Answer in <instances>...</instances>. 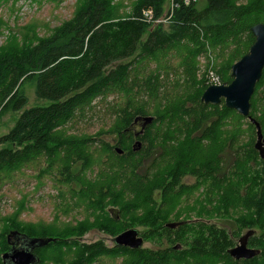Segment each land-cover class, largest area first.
Masks as SVG:
<instances>
[{
  "label": "trees",
  "instance_id": "obj_1",
  "mask_svg": "<svg viewBox=\"0 0 264 264\" xmlns=\"http://www.w3.org/2000/svg\"><path fill=\"white\" fill-rule=\"evenodd\" d=\"M168 1L133 0L131 10L118 17L112 0H80L74 15L62 22L52 36L20 51L0 53V106L19 111L10 130L0 136V170L11 174L37 156L51 159L61 153L63 171L69 179L76 180L78 170L71 167L76 162H80V170L89 165L87 149L94 139L67 134L64 127L87 109L95 108L94 103H101L108 94L123 95L107 130L117 135L115 146L123 152L117 153L105 141L100 143L119 168L111 185L107 184L100 193L102 203L109 198L112 202L124 200L125 207L148 206L149 212L156 214L150 222L152 236L168 244L156 248L108 247L101 241L79 242L71 233L57 237L33 235L18 226L23 231L14 230L28 237L53 238L34 249L39 257L37 264L44 259L54 264H94L102 255L122 256L123 264H249L263 257L264 232L256 236L253 231L247 239L250 247L260 250L258 255L235 259L227 251L236 244L243 215L251 217L250 224L264 217V158L259 157L260 168L250 166L259 155L253 142L255 126L249 123V139L238 148L242 156L233 161L232 170L222 171L220 126L231 115L236 119L247 117L226 107L223 101L206 104L200 100L208 85L206 74H198L197 59L203 58L223 83L230 82L232 63L254 40L250 27L264 23V0H199V4L197 0L188 5L176 0L178 5L172 11L165 4ZM145 11H151L156 18L171 12L172 16L163 26L146 22ZM177 48L185 51L178 66H169L174 76L156 67L144 70V64ZM24 79L34 82L36 98L47 104L25 106L27 97L19 88ZM263 85L264 68L250 97L249 110L264 136ZM170 87H174L172 93L168 91ZM154 101L157 104H152ZM144 115L154 118L135 135L134 118ZM236 138L230 134L225 147L232 146ZM137 139L141 146L134 151L132 144ZM154 150L158 154L152 156L149 168L137 171ZM211 151L212 157L207 158ZM186 173L197 177L195 185L187 186L181 181ZM202 184L205 189L196 217L204 215L207 202L216 215L238 217L229 219L235 224L231 232L203 221L187 222L190 218L174 227L167 226L168 221L159 223L173 213L179 217L182 212L177 203L173 206L174 198ZM131 198L135 201L129 202ZM98 208L104 209L102 204ZM7 233L6 250L10 248ZM140 235L149 236L147 231ZM63 246L75 248L71 260L65 261ZM47 248H51V254L46 253ZM38 249H42L41 256Z\"/></svg>",
  "mask_w": 264,
  "mask_h": 264
},
{
  "label": "rangeland",
  "instance_id": "obj_2",
  "mask_svg": "<svg viewBox=\"0 0 264 264\" xmlns=\"http://www.w3.org/2000/svg\"><path fill=\"white\" fill-rule=\"evenodd\" d=\"M112 1L116 4L118 17H124L131 10L133 0ZM238 2H244V0H238ZM80 3V0H0V53L13 49L20 51L35 45L43 38L52 36L62 22L74 15ZM167 3H165L166 6H168ZM156 23L167 26L169 21L161 20ZM184 51L185 49L177 48L166 54H161L157 59L150 60L147 65L144 64V70L156 67V69L166 70L169 75L174 76L173 68L169 66H178ZM197 60L199 63V73L198 71L197 73L206 74L207 63L199 56ZM217 61L219 60L215 59L214 62L217 63ZM206 84L208 85L207 81ZM19 88L20 92L27 97L25 106L48 103L36 98L32 80H22ZM173 88L170 87L169 93H172ZM261 90H264V85ZM121 99L123 101V95L116 97L115 94H108L101 103H94L95 108L87 109L80 117L71 121L69 126L64 127L67 134H75L78 137L90 136L94 139L87 149L90 152L89 165L80 170V162H76L71 167L72 170H78L76 180L69 179L63 171L64 158L61 153H56L51 159L37 156L15 169L11 174L0 170V264H2L1 254L7 249L4 245L5 234L14 229L23 231L18 226L25 227L33 232V235L57 237L71 233V237L79 242L89 244L101 241L108 247L114 245L112 239L119 232L127 228H136L140 234L147 231L149 235L143 238L142 247L168 246L165 240L161 238L159 240L157 236H152L153 226L150 225V222L154 221L156 214H151L148 206L138 204L125 207L123 206L124 200L112 202L109 198L108 202L102 203L103 195L100 193L105 191L104 187L107 184L111 185L119 168L114 162L113 156L109 155L110 152L104 149L100 143L105 141L115 147L117 135L107 133V130L114 119L113 110L120 106ZM152 104L157 103L154 101ZM18 114L19 111H15L11 107L1 109L0 106V136L10 130ZM249 123L251 122L247 118L236 119L234 115H231L225 124L220 126L218 137L223 146L220 155L224 158L222 171L229 173L232 170L233 161L237 162L238 157L242 156L240 155L241 150L238 148L241 147L242 142L246 143L249 139L247 137ZM133 127L135 131H139L140 123ZM99 131H102V134H99ZM230 134L237 135V138L232 146L225 147L226 139ZM253 142H255V138ZM157 154L158 152L154 150L151 155L145 157L137 171L147 170L152 156ZM212 154L213 151L206 157H212ZM259 160L258 155L254 161L250 162V166L255 169L260 168ZM196 179L194 174L186 173L182 176L181 181L187 186H193ZM204 189L205 184H202L189 189L181 197L174 198L173 206L177 203L178 210L182 212L181 215L177 217L173 213L164 217L165 219L159 223L197 218L196 210L201 208ZM155 196L159 197L158 193ZM133 201L135 199L131 198L129 202ZM100 204L104 209H97ZM204 205L208 209L204 210L202 212L204 215L200 217H225V219L231 220L236 217L229 214L216 215L210 204L205 202ZM121 207H124V210H121ZM231 220L222 221L226 225L224 228L228 231L232 230L233 222ZM249 221H251V217L242 216V224H239L241 232H238L237 236L250 228L253 229L256 236L264 232V217L258 221L255 220L254 224H250ZM50 249L45 250L47 254H51ZM74 249L73 246L71 249L67 246L61 248L65 254V261L72 259ZM36 252L39 256L42 255V249H38ZM52 256H56V252H53ZM262 256L249 264H264V253ZM41 264L54 263L44 259ZM94 264H123L122 256L102 255Z\"/></svg>",
  "mask_w": 264,
  "mask_h": 264
},
{
  "label": "water",
  "instance_id": "obj_3",
  "mask_svg": "<svg viewBox=\"0 0 264 264\" xmlns=\"http://www.w3.org/2000/svg\"><path fill=\"white\" fill-rule=\"evenodd\" d=\"M254 37L247 51L230 67L231 81L228 83L209 84L202 92L200 100L206 104H219L223 101L228 108L234 109L240 115L245 116L255 126L256 138L254 147L259 153L260 158H264V136L259 122L250 115V97L254 91L256 82L260 79L264 68V24L256 23L250 27ZM152 115L136 116L134 123L140 122V130L135 135L140 134L144 127L152 122ZM141 146L140 140H135L132 144V150H137ZM117 153H122L123 149L115 146ZM229 219L222 218H200L187 219L188 222L203 221L207 224H216L219 227L226 225L222 221ZM184 220L177 222H167L166 225L174 227ZM233 222V221H232ZM234 222L231 227H234ZM229 232H231L229 230ZM253 232L247 230L240 235L237 243L227 251L235 259L252 258L260 253V250L247 245V239ZM6 240L10 248L1 254L2 264H37L39 257L34 252L36 247L46 245L53 240L50 237H28L17 230H11L6 235ZM113 244L126 246L129 248H139L143 245V237L136 228H127L113 237Z\"/></svg>",
  "mask_w": 264,
  "mask_h": 264
},
{
  "label": "built area",
  "instance_id": "obj_4",
  "mask_svg": "<svg viewBox=\"0 0 264 264\" xmlns=\"http://www.w3.org/2000/svg\"><path fill=\"white\" fill-rule=\"evenodd\" d=\"M179 1L169 0L168 1V10L170 8V10L172 11V7L177 6ZM181 1L183 2V4L188 5L190 2H195L197 0H181ZM171 16H172V12L167 17H165V15H162L159 18L154 17V15L151 11H145L143 13V17H145V21L146 22H153V23L161 22V20H163L164 22H167L170 20ZM206 78H207L208 85L209 84H220V83H222L220 77L211 68H208L206 70Z\"/></svg>",
  "mask_w": 264,
  "mask_h": 264
},
{
  "label": "flooded vegetation",
  "instance_id": "obj_5",
  "mask_svg": "<svg viewBox=\"0 0 264 264\" xmlns=\"http://www.w3.org/2000/svg\"><path fill=\"white\" fill-rule=\"evenodd\" d=\"M140 122H141V121H137V122L135 123V125H136V124H139ZM140 127H141V126H140ZM133 128H134V127H133ZM133 128H132V132H134V133L137 132V131H135ZM247 245H248V242H247ZM248 246H249V245H248Z\"/></svg>",
  "mask_w": 264,
  "mask_h": 264
}]
</instances>
